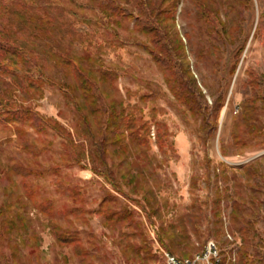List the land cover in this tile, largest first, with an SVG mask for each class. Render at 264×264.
Listing matches in <instances>:
<instances>
[{"label": "rangeland", "instance_id": "rangeland-1", "mask_svg": "<svg viewBox=\"0 0 264 264\" xmlns=\"http://www.w3.org/2000/svg\"><path fill=\"white\" fill-rule=\"evenodd\" d=\"M35 11L52 19L46 35L49 49L67 56H79L85 67L99 73L103 69L117 74L116 86L126 112L141 125L150 128L151 155L158 175L157 190L167 224L175 223L190 211L193 198L202 207L198 233L189 227L190 244L196 249L188 256L174 253L160 241L158 224H152L138 204L123 199L133 217L140 223L144 240L118 225L105 226L98 214L99 204L109 186L103 178L86 168L74 166L60 174H47L29 179L34 198L51 200L54 218L75 232L81 239L82 253L72 246L59 245L50 231V218L30 206L32 228L38 234L39 254L34 256L28 247L19 246L20 256L12 258L6 243H0V259L8 264H165L163 251L179 258H192L209 241L219 249L221 264H240V255L247 253V264H264V118L260 134L243 136L236 144V116L242 104L253 97L251 73L259 78L260 93L264 91V0H244L242 13L232 11L221 2L220 11L227 21V31L210 34L196 18L191 0H177L175 23L190 60V69L209 105L220 95L225 99L214 136L207 144L200 138L199 124L172 96L163 75L151 56L139 43L146 37L136 28V20L114 18L94 6L89 0H22ZM122 5L137 12L135 0H120ZM170 3L161 4L169 10ZM160 4V3H159ZM40 50V49H39ZM41 51V50H40ZM47 64V80L41 95L33 104L41 114L54 117L74 130L75 118L71 101L62 87L63 78L54 62L43 54ZM102 108H106L101 104ZM166 131L163 149L156 144V130ZM28 137L39 146V156L30 159L16 144L14 131L0 125V163L7 168L19 160L34 166L49 168L60 160L61 138L54 132L39 137L27 128ZM239 132V131H238ZM42 140L48 143L42 149ZM209 157V171L205 159ZM208 161V160H207ZM195 179V187H193ZM0 175V198L7 184ZM74 187L81 202L70 197L58 184ZM239 205L240 215L234 210ZM82 210V219L75 220L71 210ZM153 221H157L155 218ZM241 222V223H240ZM251 222L253 230H247ZM136 230L135 232H137ZM126 233L135 239H126ZM142 243L156 255L146 261L129 250L131 242Z\"/></svg>", "mask_w": 264, "mask_h": 264}, {"label": "trees", "instance_id": "trees-1", "mask_svg": "<svg viewBox=\"0 0 264 264\" xmlns=\"http://www.w3.org/2000/svg\"><path fill=\"white\" fill-rule=\"evenodd\" d=\"M89 1L111 17L136 20V28L146 37L139 46L151 56L179 105L198 121L200 138L207 144L216 133L225 99L220 95L209 105L190 69L186 45L175 23L177 0H135L136 13L122 5L120 0ZM169 1V10L162 9L161 4ZM191 1L196 7L198 24L210 34L227 31L228 23L220 11L221 2L228 3L238 15L245 5L244 0ZM52 21L22 0H0V125L13 129L17 146L32 160L38 158L39 146L29 139L27 128L39 137L54 132L61 138L62 145L59 162L49 168L34 166L29 160H15L7 168L0 163V175L7 180L0 198V243L7 244L13 260L20 256L19 246L28 247L34 260H37L39 237L32 228L29 210L30 206H34L50 218V231L59 245L72 246L76 253H82L81 239L54 218L51 200L38 202L34 198L29 179L57 175L62 169L74 166H89L109 186L98 209L105 226L125 225L129 232L140 236L141 242L145 241L133 211L128 205L119 206L126 199L138 204L152 224H158L159 238L166 248L182 256L190 255L196 247L190 245L189 227L198 233L196 225L202 217L198 198H193L190 211L178 222L166 223L157 196L160 182L155 168L150 167L153 165L150 128L141 125L126 112L116 86L115 71L103 69L99 73L91 72L81 57L49 49L46 35L52 28ZM43 54L52 59L62 74V87L74 109V130L54 117L44 116L33 104L42 93L47 80L46 69L50 67ZM251 77L253 97L242 104L236 116L233 140L237 145L244 135L255 136L263 128L257 105L262 103L259 110L264 118V91L261 95L259 78L254 73ZM101 104L106 108H102ZM155 134L156 144L163 149L166 131L161 126ZM42 142V149L47 150L48 143L45 140ZM205 162L208 172L209 157ZM192 184L195 187V179ZM58 189L68 191L70 197L81 202V194L76 188L59 182ZM234 210L239 216V205H234ZM71 213L76 221L82 219L81 208L76 207ZM154 218L157 221H153ZM252 228L251 222H247V230ZM134 234H125L128 242L130 238L135 239ZM145 245H138L134 240L129 244V250L138 257L142 255L143 262L156 260V255ZM246 260L247 253L242 252L240 264H247ZM8 262L3 257L0 259V264Z\"/></svg>", "mask_w": 264, "mask_h": 264}, {"label": "built area", "instance_id": "built-area-1", "mask_svg": "<svg viewBox=\"0 0 264 264\" xmlns=\"http://www.w3.org/2000/svg\"><path fill=\"white\" fill-rule=\"evenodd\" d=\"M163 259L165 264H221L219 249L214 241H209L204 249L197 253L196 260L177 258L176 255L168 251H163Z\"/></svg>", "mask_w": 264, "mask_h": 264}, {"label": "bare ground", "instance_id": "bare-ground-1", "mask_svg": "<svg viewBox=\"0 0 264 264\" xmlns=\"http://www.w3.org/2000/svg\"><path fill=\"white\" fill-rule=\"evenodd\" d=\"M177 258H179V257L177 256ZM196 259H197V254L194 257L189 258V260H196Z\"/></svg>", "mask_w": 264, "mask_h": 264}]
</instances>
